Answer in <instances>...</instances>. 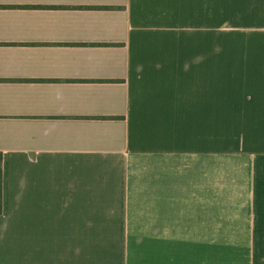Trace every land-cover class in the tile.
Returning a JSON list of instances; mask_svg holds the SVG:
<instances>
[{
    "label": "crops",
    "instance_id": "0c3cea01",
    "mask_svg": "<svg viewBox=\"0 0 264 264\" xmlns=\"http://www.w3.org/2000/svg\"><path fill=\"white\" fill-rule=\"evenodd\" d=\"M211 8L0 0V264H207L212 232L264 233V48H213Z\"/></svg>",
    "mask_w": 264,
    "mask_h": 264
},
{
    "label": "rangeland",
    "instance_id": "374dc122",
    "mask_svg": "<svg viewBox=\"0 0 264 264\" xmlns=\"http://www.w3.org/2000/svg\"><path fill=\"white\" fill-rule=\"evenodd\" d=\"M211 15L213 48L229 53L264 48V0H212ZM228 131L229 142L245 139L235 127ZM179 251L180 264L202 263V247L181 246ZM207 253V264H264V233L212 232Z\"/></svg>",
    "mask_w": 264,
    "mask_h": 264
},
{
    "label": "trees",
    "instance_id": "16d2710c",
    "mask_svg": "<svg viewBox=\"0 0 264 264\" xmlns=\"http://www.w3.org/2000/svg\"><path fill=\"white\" fill-rule=\"evenodd\" d=\"M2 211V153L0 152V213Z\"/></svg>",
    "mask_w": 264,
    "mask_h": 264
}]
</instances>
